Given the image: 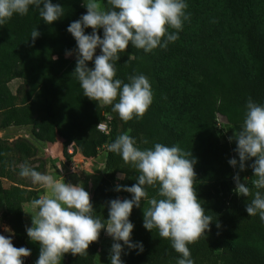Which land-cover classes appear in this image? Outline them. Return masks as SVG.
Wrapping results in <instances>:
<instances>
[{"label": "trees", "instance_id": "obj_1", "mask_svg": "<svg viewBox=\"0 0 264 264\" xmlns=\"http://www.w3.org/2000/svg\"><path fill=\"white\" fill-rule=\"evenodd\" d=\"M52 2L61 4L66 15L51 25L30 8L27 15H13L0 26V128L32 125V135L41 142L53 143L61 137L68 157L72 143L92 157L127 133L141 149L161 143L191 151L197 158L198 198L214 219L205 237L188 245L194 264H264V223L245 211L251 197L233 191L235 169L228 160H238L236 144L223 140L217 125L218 115L230 125H242L249 98L264 105V0H186L189 19L175 42L150 53L129 44L117 61L116 76L124 82L130 75L146 76L153 102L143 118L128 122L121 121L111 106L83 96L72 74L75 57L65 56V50L75 48L67 26L86 12L82 0ZM102 3L108 7L107 0ZM35 28L40 35L32 43ZM15 78L22 79V95L9 85ZM107 114L111 115L109 134L98 129ZM14 152L25 160L35 157L38 149L26 138L13 142L0 138V166ZM249 163L241 173L251 178ZM34 168L39 172L44 165ZM119 173L126 177L120 185L136 183L137 170L107 149L105 172L90 200L95 210L103 190L117 182ZM246 186L251 188L250 182ZM147 192L149 197L157 196L154 188ZM119 193L131 198L130 193ZM36 199L34 190L4 186L0 180V218L14 233V247L28 248L23 205ZM130 220L132 240L142 242L144 251L122 254L124 264H177L179 254L171 242L142 226L143 202L141 208H133ZM87 251V257L65 254L62 264H96L95 254ZM105 264H110L109 256Z\"/></svg>", "mask_w": 264, "mask_h": 264}, {"label": "clouds", "instance_id": "obj_2", "mask_svg": "<svg viewBox=\"0 0 264 264\" xmlns=\"http://www.w3.org/2000/svg\"><path fill=\"white\" fill-rule=\"evenodd\" d=\"M107 5L102 0H82L86 12L67 26L75 48L65 50V56L75 54L72 74L83 96L111 106L123 122L138 120L153 102L151 84L143 74L130 75L127 82L117 78V61L129 44L150 53L175 42L183 22L189 19L188 5L186 0H107ZM30 8L38 10L48 25L66 15L63 6L52 0H0V26L13 15H27ZM39 35L37 28L33 29L31 42L35 43ZM228 139L235 141L234 152L238 156V160L235 157L228 160L231 167L239 169L232 177L233 191L238 196L251 197L245 211L249 217L259 216L264 223V105L249 98L240 129ZM108 151L119 155L138 175L131 186H115V191L130 193L131 198L110 199L107 219L95 214L90 195L81 184L59 181L27 163L20 166L21 177L50 193L32 201L36 212L31 214V226L25 228L29 240L39 244L35 264H62L64 255L69 253L87 257L89 245L98 241L102 230L113 241L110 264H124L122 254L144 251L142 242L132 240L134 224L130 220L133 208H141L142 202V226L150 232L156 230L160 238L171 242L172 249L179 254L177 264H194L188 245L205 237L214 221L197 195L194 170L197 158L176 145L155 143L152 148L141 149L135 138L127 134L119 135L108 145ZM246 161H251L247 167L251 168L252 177L246 176L241 182L239 172L245 171ZM125 178L124 173L116 177ZM249 181L251 188L246 186ZM147 188L156 189L157 196L149 197ZM215 226L219 228V222ZM4 231L9 235L0 234V264H24L22 258L28 257L31 250L14 247L12 229L5 226Z\"/></svg>", "mask_w": 264, "mask_h": 264}, {"label": "rangeland", "instance_id": "obj_3", "mask_svg": "<svg viewBox=\"0 0 264 264\" xmlns=\"http://www.w3.org/2000/svg\"><path fill=\"white\" fill-rule=\"evenodd\" d=\"M67 57L74 58L75 54L73 53V55ZM9 85L12 91L17 93L21 90V95L24 93L22 79L15 78L10 81ZM217 122L218 129L221 132L220 135L222 134V139L226 141H229L228 137L233 136L234 131H238L241 127V125L228 124L227 120L222 115H218ZM0 138L9 142H13L19 138H26L30 140L38 149L35 157L25 160L21 159L18 152H14L10 155L7 162L0 166V180L4 186L18 185L22 188L32 189L36 192L39 198L50 195V193L42 186L34 185L30 182V179L19 175L20 166L24 163H27L32 167H37L41 163L44 165V168L40 169L39 172L52 175L54 179L59 181L81 184L89 193L91 200L94 189L104 175L105 160L108 149L106 145L101 147L95 156L88 157L85 156L78 148H75L72 143L67 147V152L71 154L68 157L64 153V140L61 137H58L53 143L41 142L32 135V125L0 128ZM238 171L239 170L235 168L234 175ZM239 175L241 177V182H244L243 178L246 176L241 172H239ZM247 177L250 178V176ZM120 182L121 180H117V182H110L105 187L96 208L97 216L107 219V202L110 199H115L117 197L120 199L128 198L114 190L117 184H121ZM32 201L34 200H29L23 205L26 227L31 226V214L34 215L36 212V210L32 207ZM5 226L10 228V226L0 218V234L8 236L9 233L4 231ZM13 237L14 233L12 234V239ZM26 242L28 249L31 250V254L28 257L22 258L24 260V264H35V261L39 256V244L31 242L29 238H27ZM112 242L111 238L108 237L102 230L98 241L92 242L89 245V248L96 256V264H105L109 256V249Z\"/></svg>", "mask_w": 264, "mask_h": 264}, {"label": "built area", "instance_id": "obj_4", "mask_svg": "<svg viewBox=\"0 0 264 264\" xmlns=\"http://www.w3.org/2000/svg\"><path fill=\"white\" fill-rule=\"evenodd\" d=\"M98 129L106 134L111 130V115L107 114V118L98 124Z\"/></svg>", "mask_w": 264, "mask_h": 264}]
</instances>
